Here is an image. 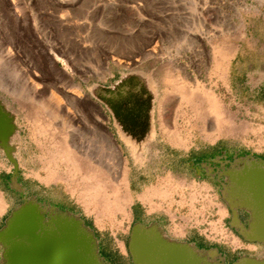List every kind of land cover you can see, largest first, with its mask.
Segmentation results:
<instances>
[{"label": "rangeland", "instance_id": "1", "mask_svg": "<svg viewBox=\"0 0 264 264\" xmlns=\"http://www.w3.org/2000/svg\"><path fill=\"white\" fill-rule=\"evenodd\" d=\"M129 73L126 89H114ZM145 73L157 83V136L135 154L118 134L115 117L125 110L135 130L145 123ZM174 81L197 92L183 99ZM100 85L116 110L93 95ZM205 90L220 101V127ZM0 100L16 116L19 162L16 171L0 149V166L8 170L0 185L11 204L0 213V225L12 206L35 197L81 215L99 234L104 254L133 264L128 240L134 222L157 218L183 237L188 226L202 221L198 214L213 207L203 232L228 263L264 256V243L244 239L230 225L216 186L197 176L207 156L264 158V0H0ZM168 128L182 137L180 146ZM65 134L78 156H92L83 161L84 172L100 165L108 171L105 178L121 179L116 171H129L135 201L127 217L96 218L77 202L81 180L67 178L73 164L59 148ZM48 161L56 172L46 182L34 174L46 177ZM147 186L168 192L153 197V211L151 202L138 198Z\"/></svg>", "mask_w": 264, "mask_h": 264}, {"label": "water", "instance_id": "2", "mask_svg": "<svg viewBox=\"0 0 264 264\" xmlns=\"http://www.w3.org/2000/svg\"><path fill=\"white\" fill-rule=\"evenodd\" d=\"M16 124L0 100V149L17 171L19 162L10 143ZM231 164L220 172L227 177L223 198L234 213L229 223L244 239L264 243V158L247 154ZM239 208L251 214L248 227L240 223ZM128 249L133 264H225L209 260L219 254L218 249L205 251L209 254L205 257L195 244L167 236L157 221L134 222ZM0 251L2 264H108L94 230L78 213L58 210L35 197L25 199L7 217L0 228ZM234 264H264V256L243 255Z\"/></svg>", "mask_w": 264, "mask_h": 264}, {"label": "bare ground", "instance_id": "3", "mask_svg": "<svg viewBox=\"0 0 264 264\" xmlns=\"http://www.w3.org/2000/svg\"><path fill=\"white\" fill-rule=\"evenodd\" d=\"M224 49H226V48H224ZM220 58H222V57H220ZM130 75H131L130 73L124 75V79H123L122 83H119L118 85H116L114 89H117V90H120V91L125 90L126 87H124L125 83H123V82L128 81V79L130 78L129 77ZM143 77L147 78V80H145V81H143V79H141L142 81L140 80L142 82V85H144L143 86L144 87L143 93L145 95L146 102H147L145 107H144V109H143V113H142V117L145 120V123L142 125V127H140V129H136L135 130V128L131 124L132 120H133V115H130V114L128 115V113L125 110L124 111L122 110L120 112L118 111L119 115H116V117H115L118 134L121 136L122 140L127 145L131 146L132 151L135 154L139 153L138 149L140 148V146H142V144H144L146 141L153 140L157 136L156 119H155V107H154L155 97H158V90L156 89V84L157 83H155L156 81H155L152 73H145L143 75ZM174 79H175V77H174ZM179 82L173 83L174 85L172 84L173 85V89L180 91L182 93V98L183 99H186V98H190L191 99L192 95H194L195 92H197V91H195L196 89L192 88V90L190 89L191 90L190 93H188V91H187L188 88H186L185 86H183L181 84V82L180 83ZM183 84H186V83L183 82ZM130 85H132V84H130ZM103 87L104 86L100 85V86L97 87L98 89L94 88L93 95L102 97L103 101H105L109 105L111 110H114V109L116 110V108H117L116 105L114 106L113 103L109 102L108 99L105 98L106 95L104 93L103 94H102V92L99 93L102 90ZM202 90H203V88H202ZM97 91H98V93H97ZM107 91H109V90H107ZM205 93H203V94L208 96L209 101L212 100V106H211L212 109H211V111L215 114L216 121H217V126L220 127L221 126V121L223 120V113L221 112L220 101H219V99L216 97V95L212 91H208V90L206 91L205 90ZM87 96L90 97L93 101H95L97 103H100L90 93ZM135 107L137 108L136 103H135ZM12 114L14 115L15 121H16L15 114L14 113H12ZM43 122H44L43 126H46L45 125V121H43ZM16 125H17V129H16V131L13 133V135L10 138V143L13 146V151L14 152L17 150L16 144L13 143V139H14L13 137L16 135V133L18 131V124H16ZM49 125L50 124H48V127H49ZM166 129L167 128H165V130ZM172 130L173 131L170 132V129H169L170 133L169 132H167V133H169V134L172 133L173 136H171V138L174 137V139L176 141L175 143L179 144L178 146H180V143L182 144V141H184V140L179 135V133H177V131L175 129H172ZM62 138H63V140H61L60 144L58 143L59 144V148L62 147L61 148L62 149V154H64V156H62V157L66 158L68 160L69 164L70 163L73 164V168H74L73 170L70 169L68 171L70 176L67 175V178L69 179V177H73V181H74V178L77 179L78 177H80V180H81L78 183V187H79L80 191L77 194L78 195V197L76 198L77 202L79 201L83 205L84 210L89 215H94L96 218L101 213L103 215H108V216L112 217L113 219L116 218L117 213H121L125 217H127V206L128 205L132 206L134 201H135V194H133L131 192V186H130L131 185V180H130L129 171L126 170V169L123 170L120 173H119V171H116L117 175H122L121 179L120 178L118 179V176H113L112 178L109 177V179L105 178V176L108 175V171H106L100 165H96V166L93 165V167H91L92 166L91 165L90 166L91 169L88 168L89 170L84 172L83 171L84 167H83L82 163H83V161L88 163L90 158H92V156H78L75 153L74 149H72L71 146L69 145L68 139H67V135L65 134L64 137L62 136ZM44 167L47 170V176L46 177H42V175L39 172H37V171H35L36 174H34V175H37L39 177V179H41L43 181L49 182L50 180H52L55 177V172L56 171L53 168L51 162H49ZM94 179H95V181H93ZM72 183H74V182H72ZM122 186L127 187V190L125 191L124 194L122 192ZM2 190L0 189V213H3L5 211V208H6V205H7V200H6ZM73 193L75 195L77 192L75 190H73ZM155 195L167 197L168 196V192L166 190H164L162 187H154V186L148 187L147 186V187H145V190L142 191V193L140 192V194L138 195V198L140 200H142L143 203L144 202L145 203L146 202H151L152 203V207H153L152 211H153V210L156 209V208H154L155 202L153 204V197ZM158 207H159V205H158ZM181 233L182 232L180 231L179 234H181ZM124 244H126V243H124ZM121 246H122V244H121ZM122 252H126V251H122ZM204 252H202V254L205 257L206 256L208 257L209 254L207 252H205V253ZM209 260L212 261V262H217L218 261V259L216 257H213V258L209 257Z\"/></svg>", "mask_w": 264, "mask_h": 264}, {"label": "flooded vegetation", "instance_id": "4", "mask_svg": "<svg viewBox=\"0 0 264 264\" xmlns=\"http://www.w3.org/2000/svg\"><path fill=\"white\" fill-rule=\"evenodd\" d=\"M220 155H222V154H215L214 156H211V157L207 156L204 161H201L200 162V164H201L200 166L204 167V169L208 168V170L207 169L204 170V171L201 170L199 176L203 175L204 178H206L210 183H212L214 186H216V188L218 189V191L220 193V196L222 197V200L224 202V207L226 209V213H227V216L229 218L228 221L230 222L234 218V213H233L230 205L223 198V195H222V190L224 189V183H226L227 177L225 175L220 174V172L222 170L226 169V168L231 167L232 166L231 162H233L236 158H234L233 156H230L229 154L228 155L226 154V155H223V156H220ZM216 159L222 160L223 163L217 162ZM227 161H230V163L227 162ZM233 165L235 166L236 164H233ZM172 169H175V164L172 166ZM18 184L24 185L21 181H18ZM11 188L16 194L20 192V189L13 188V187H11ZM57 209L60 210L58 207H57ZM67 211H70V210H67ZM70 212H73V211H70ZM74 213H76V212H74ZM238 218L240 220V223L243 224L245 227L249 226V222H250V218H251V214H250L249 211H247L245 209H242V208H239L238 209ZM84 222H85V224L88 227H90V228H92L94 230L95 235L98 238L99 251H100L101 256L103 257V255H102V253H103L102 252V244H101V239H100L99 234L97 233L96 229H94L88 223V221L86 219H84ZM254 243H256V242H254ZM197 247L199 249L203 250V251H208L209 249H211V248H202V247H199V246H197ZM218 252H219V254H218V256L216 258L218 260L223 261L225 264H230V263L227 262V258H228L227 254L224 255V252L221 250V247H219ZM105 261L108 264H118L114 260H112V261L105 260Z\"/></svg>", "mask_w": 264, "mask_h": 264}, {"label": "crops", "instance_id": "5", "mask_svg": "<svg viewBox=\"0 0 264 264\" xmlns=\"http://www.w3.org/2000/svg\"><path fill=\"white\" fill-rule=\"evenodd\" d=\"M206 169L208 170V168L204 169V167L198 166L197 167V176H199L201 170L204 171ZM5 172L7 173L8 170H4V168H1V166H0V177L1 176H5L6 175V174H4ZM0 189L1 190L3 189L1 187V185H0ZM3 190H2V192L4 193V196H5V191H3ZM12 199L14 200L15 198H12ZM10 206H11V204L8 203L7 207H10ZM14 206H12V208ZM12 208H11V210H12ZM11 210H10L9 214L6 216L5 220L10 215ZM214 210H215V208L213 209V207H210L208 210H206L204 212L205 216L202 215V214H198V217H200V220H202V221L198 224V226H195V225L188 226V228H186V233L183 235V237L180 236L178 233H176L174 230H173V232L170 229L168 231L166 229V226L164 225V223L161 220H159L157 218H155L153 220L157 221L165 229V231L170 232L171 233L170 235L174 236L178 240L189 241V242H191V243H193V244H195V245H197L199 247H202V248H216V249H219V246L214 245L212 242H210V240L205 236V234L203 232V228L205 227V225L207 223V219L213 217ZM7 211H8V208H6V211L2 215H4ZM4 224H5V221H4L3 225ZM0 226L2 227V225H0ZM102 255H103V258L105 260L112 261V259L108 255H106L104 253H102Z\"/></svg>", "mask_w": 264, "mask_h": 264}]
</instances>
